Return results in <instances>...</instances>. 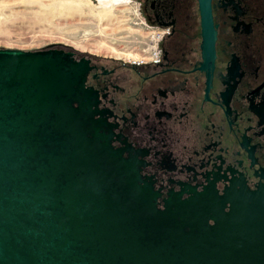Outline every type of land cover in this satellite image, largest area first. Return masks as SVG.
Returning <instances> with one entry per match:
<instances>
[{"label":"water","instance_id":"water-1","mask_svg":"<svg viewBox=\"0 0 264 264\" xmlns=\"http://www.w3.org/2000/svg\"><path fill=\"white\" fill-rule=\"evenodd\" d=\"M74 53L0 46V264H264V181L158 203Z\"/></svg>","mask_w":264,"mask_h":264},{"label":"flooded vegetation","instance_id":"flooded-vegetation-1","mask_svg":"<svg viewBox=\"0 0 264 264\" xmlns=\"http://www.w3.org/2000/svg\"><path fill=\"white\" fill-rule=\"evenodd\" d=\"M147 57L88 59L85 85L160 195L264 181V0H137ZM127 156V151L123 152Z\"/></svg>","mask_w":264,"mask_h":264},{"label":"rangeland","instance_id":"rangeland-1","mask_svg":"<svg viewBox=\"0 0 264 264\" xmlns=\"http://www.w3.org/2000/svg\"><path fill=\"white\" fill-rule=\"evenodd\" d=\"M137 0H0V46L48 45L126 60L149 56L150 28ZM139 54L136 58L116 53Z\"/></svg>","mask_w":264,"mask_h":264},{"label":"bare ground","instance_id":"bare-ground-1","mask_svg":"<svg viewBox=\"0 0 264 264\" xmlns=\"http://www.w3.org/2000/svg\"><path fill=\"white\" fill-rule=\"evenodd\" d=\"M112 50H114L116 53H119L120 51H118V49L117 48H114V47H110ZM122 55H124V56H126V57H131V58H136L137 56H139V54H137V53H135L134 54V52H131V51H128V52H124V51H122V52H120Z\"/></svg>","mask_w":264,"mask_h":264},{"label":"built area","instance_id":"built-area-1","mask_svg":"<svg viewBox=\"0 0 264 264\" xmlns=\"http://www.w3.org/2000/svg\"><path fill=\"white\" fill-rule=\"evenodd\" d=\"M148 53L151 54L152 53V50L150 49V46L148 48Z\"/></svg>","mask_w":264,"mask_h":264}]
</instances>
